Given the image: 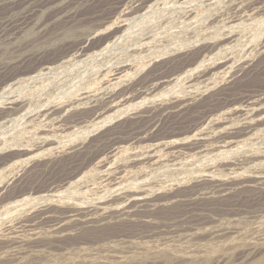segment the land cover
Masks as SVG:
<instances>
[{
  "label": "rangeland",
  "instance_id": "1",
  "mask_svg": "<svg viewBox=\"0 0 264 264\" xmlns=\"http://www.w3.org/2000/svg\"><path fill=\"white\" fill-rule=\"evenodd\" d=\"M30 1L0 0V27L28 12L35 21L50 20L36 31L27 27L15 44L0 42V87L24 68L19 62L27 56L24 66L31 68L71 55L79 44L88 49L103 43L107 34L87 38L104 17L122 9L121 0H97L79 8L76 26L66 27L65 22L56 23L47 0ZM247 4L249 13L255 11V21L246 22L249 27L243 25L233 41L214 36L186 47L183 34H176L182 26L178 15L165 11L173 19L162 25L158 15L152 18L142 33L156 37L159 44L153 43L145 63L135 60L133 70L137 69L125 83L97 92V70L132 59L129 56L99 61L71 74L70 94L67 85L60 93L63 101L77 98L83 89L91 94L74 110H58L61 129L12 124V117L7 123L0 120V264H264V1ZM166 37L169 42L160 41ZM174 46L178 50L173 51ZM211 46L212 51L205 52ZM205 53H211L210 61L201 65ZM131 104L137 111L92 131ZM50 146L58 147L29 159ZM24 194L33 199L16 203Z\"/></svg>",
  "mask_w": 264,
  "mask_h": 264
},
{
  "label": "bare ground",
  "instance_id": "2",
  "mask_svg": "<svg viewBox=\"0 0 264 264\" xmlns=\"http://www.w3.org/2000/svg\"><path fill=\"white\" fill-rule=\"evenodd\" d=\"M7 1V0H6ZM24 1V0H23ZM28 1V0H27ZM32 1V0H31ZM30 1V2H31ZM92 1V2H91ZM97 0H47V7L50 6V9H54L55 13H53L54 20L65 22L66 27H74L76 24L79 23L80 18L77 15L79 8L89 4L94 3ZM99 1V0H98ZM107 2V0H104V2ZM261 1V0H260ZM264 1V0H263ZM3 2V1H2ZM22 2V1H21ZM20 2V3H21ZM26 2V0H25ZM103 2V3H104ZM112 2V1H111ZM110 2V3H111ZM114 1L113 3H115ZM118 2V0H117ZM257 2V1H256ZM259 2V1H258ZM257 2V3H258ZM15 3V2H14ZM37 3V1H36ZM40 3H42L40 1ZM100 3V1L98 2ZM101 2V4H103ZM248 3V0H121L118 2L119 6L122 5V9H116L111 16L104 17L103 21L99 22L98 26L93 29V31L89 34V38H87L89 41L90 39L93 40L94 37H97L99 34H107L105 37V41L101 44L95 43L96 46H92L91 48L88 47V49H85V46H79L78 42V49L75 48V52H73L71 55L68 53L63 55L62 57L52 60L48 63H42L38 66L28 68L24 66L25 62L27 61V58H23L19 63L21 65L20 70L14 71L11 76H9L6 81L2 84L0 87V120L4 119L7 123L9 120L8 117H12L13 120L11 121L13 123H36L37 126L39 125L42 127H51V131L57 130L60 126L57 125L59 122H61V119L59 117H56L59 113L58 110L64 106H68V108H73L71 110H74V107L77 105H82L85 101V99H88L91 91L82 90L79 93V96L77 98H73L70 100L63 101L65 98L60 96V93L62 90H64L65 85H69L68 81L71 77V74L74 71H78L81 67H91L94 64H98L99 61L102 62H108L111 61L113 58H122L123 56H129L132 57V59L125 60L118 64L108 65L104 64L102 67L100 66L99 74L101 76V79L99 80L100 85L97 88V92H102L108 88H112L115 86H118L119 84L125 83V81L129 78V75L132 74L130 72L135 71L137 68L134 69L135 66V60L140 58L145 63V59L150 57L151 55V47L154 42L158 41L156 37H152L150 34L142 33V29H145L146 23H148L152 18H155L158 15V22L160 25H162L165 22H169V20H172V16L168 17L166 14H164L165 11H171L172 14H176L181 19V28L179 27L178 32H176L177 35L183 34L182 37H184V41L186 42L185 45H198L207 43L208 38L211 40L212 38H219V40H228L232 39L237 40L239 36L240 28L245 25L248 26L246 22H251L248 24H253L252 21L254 20L252 17V14L255 12L249 13V8H246V4ZM35 4V3H34ZM32 4V5H34ZM45 4V3H44ZM96 4V3H95ZM94 4V7H95ZM112 4V3H111ZM110 4V5H111ZM13 5V4H12ZM27 5V3H26ZM40 5V4H39ZM93 5V4H92ZM254 5V4H253ZM16 6V5H14ZM20 8V5H18ZM24 6V5H23ZM31 6V5H30ZM38 6V5H37ZM100 6V5H99ZM98 6V7H99ZM107 6V4H106ZM248 6V4H247ZM250 6V5H249ZM33 6H31L32 8ZM41 7V6H40ZM39 7V9H40ZM252 7V6H251ZM250 7V8H251ZM255 7V5H254ZM10 8V7H9ZM8 8V9H9ZM34 8V7H33ZM102 8V7H101ZM109 8V7H108ZM115 9V7H113ZM118 8V7H117ZM7 9V8H6ZM13 9V8H12ZM22 9V6H21ZM44 9V8H43ZM48 9V8H47ZM103 9V8H102ZM107 9V8H106ZM113 9V11H114ZM252 9V8H251ZM4 10V9H3ZM27 10V9H26ZM49 10V9H48ZM47 10V11H48ZM255 10V8H254ZM13 11V10H12ZM38 11V10H37ZM46 11V10H45ZM44 11V12H45ZM99 11V10H98ZM97 11V12H98ZM101 11V9H100ZM259 11V9H258ZM26 12V11H25ZM53 12V11H52ZM96 12V11H95ZM171 12H169L171 14ZM31 12H28V14L22 16L20 19L14 20L12 22H7L5 25L0 27V42L2 44H15L16 39L20 37V34L29 26L35 29H40L43 27H46L48 22H43L42 20L35 21L34 14H29ZM111 13V12H110ZM166 13V12H165ZM261 13V12H260ZM263 13V12H262ZM261 13V14H262ZM40 14V13H39ZM43 14V13H42ZM97 14V13H96ZM103 13H101L102 15ZM38 15V14H37ZM35 15V16H37ZM99 15V16H101ZM8 16V15H7ZM44 16V15H43ZM254 16V15H253ZM103 17V16H102ZM101 17V19H102ZM6 18V17H5ZM42 19V17H40ZM45 18V17H44ZM51 18V17H48ZM46 18V19H48ZM99 18V17H98ZM97 18V19H98ZM175 18V17H174ZM156 19V18H155ZM96 20V19H95ZM99 20V19H98ZM177 20V19H176ZM174 20V22L176 21ZM259 20V19H258ZM261 20V19H260ZM42 21V22H41ZM94 21V19H93ZM97 21V20H96ZM255 21V20H254ZM59 24H62V23ZM156 22V21H155ZM157 22V24H158ZM178 23V21H176ZM258 22V21H256ZM261 22V21H259ZM50 23V22H49ZM55 23V22H54ZM150 24V23H149ZM153 24V23H152ZM176 24V23H175ZM52 25V24H51ZM159 25V26H160ZM171 25V24H170ZM263 25V24H262ZM60 26V25H59ZM96 26V25H95ZM168 27V25H166ZM58 27V26H56ZM64 29H66L65 26H63ZM68 27V28H69ZM148 27V26H147ZM153 27V26H152ZM151 27V29H152ZM156 27V26H155ZM162 27V26H161ZM166 27V28H167ZM171 27V26H170ZM249 27V26H248ZM258 27V26H257ZM165 28V29H166ZM52 29V28H51ZM60 29V28H59ZM62 29V28H61ZM160 29V28H159ZM248 29V28H247ZM264 29V28H263ZM58 30V28H57ZM150 30V29H149ZM148 30V31H149ZM246 30V28H245ZM36 31V30H35ZM60 31V30H58ZM147 31V32H148ZM156 31V30H155ZM164 31V29H163ZM43 32V29L41 30ZM52 32V31H51ZM152 32V31H151ZM154 32V31H153ZM249 32V31H248ZM150 33V32H148ZM254 33V32H253ZM48 34H50L48 32ZM53 34V33H52ZM173 34V32H172ZM259 34V33H258ZM40 35V34H39ZM159 35V34H158ZM157 35V36H158ZM167 35V34H166ZM174 35V34H173ZM253 35V34H252ZM56 36V34H55ZM100 36V35H99ZM169 36V35H167ZM171 36V35H170ZM169 36V38H170ZM243 36V35H240ZM47 37V36H46ZM54 37V35H53ZM60 37V35H59ZM51 38V37H50ZM84 38V37H83ZM102 38V37H101ZM168 38V39H169ZM250 38V37H249ZM247 38V39H249ZM98 39V38H96ZM166 38L161 39V42H169V40ZM171 39V38H170ZM181 39V38H180ZM241 39V38H240ZM81 40V39H80ZM85 40V39H84ZM101 39H99L100 41ZM183 40V39H182ZM70 41V40H69ZM86 41V40H85ZM91 41V40H90ZM95 41V40H94ZM102 41V40H101ZM173 43L175 42L172 39ZM177 41V40H176ZM180 41V40H179ZM229 41V40H228ZM76 42V43H77ZM81 43L83 41H80ZM93 42V41H92ZM90 42V43H92ZM96 42V41H95ZM160 42V43H161ZM178 42V41H177ZM176 42V43H177ZM221 42V41H220ZM226 42V41H225ZM235 42V41H234ZM243 42V41H242ZM84 43V42H83ZM89 43V44H90ZM157 43V42H156ZM171 43V42H170ZM168 43V44H170ZM227 43V42H226ZM73 44V43H72ZM71 44V45H72ZM159 44V43H157ZM163 44V43H162ZM166 44V43H165ZM212 44V43H211ZM74 45V44H73ZM156 45V44H155ZM173 44H171L172 47ZM178 45V44H177ZM184 45V46H185ZM238 45V44H237ZM246 45V44H245ZM76 46V44L74 45ZM73 46V47H74ZM168 45H166L167 47ZM220 46V45H219ZM241 46V45H240ZM68 47V46H67ZM169 47V46H168ZM183 47V44H182ZM223 47V46H222ZM221 47V48H222ZM229 47V46H228ZM18 48V47H17ZM202 48V47H201ZM208 49H205V52L208 53V51H212L213 47H208ZM256 48V47H255ZM264 49V47H262ZM154 49V48H153ZM152 49V50H153ZM169 51L168 48L162 49ZM170 49V48H169ZM74 50V49H73ZM160 50V49H159ZM178 50L177 46H174L172 49ZM240 50V49H239ZM254 50V49H253ZM68 51V50H67ZM66 51V52H67ZM227 51V50H225ZM224 51V52H225ZM26 52V51H25ZM57 52V51H55ZM59 52V51H58ZM244 52V51H243ZM19 53V52H18ZM33 53V52H32ZM65 53V52H64ZM204 53V52H203ZM205 53L201 59V65L206 63L207 61H210L208 59L209 54ZM227 53V52H226ZM258 53V52H257ZM35 54V53H34ZM60 54V55H61ZM232 54V53H231ZM256 54V53H255ZM38 55H41L38 53ZM43 55V54H42ZM184 55V54H182ZM239 55V54H238ZM237 55V56H238ZM34 56V55H32ZM156 56V55H155ZM222 56V55H221ZM230 56V55H229ZM255 56V55H254ZM31 57V56H30ZM40 57V56H39ZM174 57V56H173ZM183 57V56H182ZM220 57V56H219ZM226 57V56H225ZM232 57V56H231ZM234 57V56H233ZM256 57V56H255ZM262 57V56H261ZM35 58V57H34ZM124 58V57H123ZM128 58V57H127ZM151 58H154L153 55ZM222 58V57H221ZM224 58V57H223ZM36 59V58H35ZM34 59V60H35ZM52 59V58H51ZM54 59V57H53ZM192 59V58H191ZM213 59V58H212ZM216 59V57H215ZM220 59V58H219ZM254 59V58H253ZM33 60V61H34ZM150 60V59H149ZM154 60V59H153ZM231 60V59H230ZM234 60V59H233ZM114 61V60H113ZM122 61V60H121ZM137 61V60H136ZM141 61V62H142ZM169 61V60H168ZM250 61V60H249ZM47 62V61H44ZM100 62V63H102ZM140 62V61H139ZM157 62V61H156ZM200 62V61H199ZM252 62V61H251ZM256 62V61H255ZM37 63V62H36ZM116 63V62H115ZM243 63V62H242ZM210 64V63H209ZM214 64V63H212ZM220 64V63H219ZM100 65V64H98ZM190 65V64H189ZM223 65V64H222ZM142 66V65H141ZM144 66V65H143ZM232 66V65H231ZM194 67V66H193ZM233 67V66H232ZM257 67V66H256ZM17 68V67H16ZM210 68V67H209ZM216 68V67H215ZM235 68V67H234ZM18 69V68H17ZM87 69V68H86ZM94 69V68H93ZM143 69V68H142ZM207 69V65H206ZM89 70V69H88ZM92 70V69H91ZM141 70V69H140ZM179 70V69H178ZM205 70V69H204ZM225 70V69H224ZM240 70V69H239ZM255 70V69H254ZM85 71V70H84ZM83 71V72H84ZM139 71V69H138ZM137 71V72H138ZM226 71V70H225ZM236 71V70H235ZM253 71V70H252ZM232 72V71H231ZM77 73V72H76ZM96 73V71H95ZM135 73V72H134ZM183 73V72H182ZM200 73V72H199ZM218 73V72H217ZM258 73V72H257ZM204 74V73H203ZM210 74V73H209ZM213 74V73H212ZM231 74V73H230ZM136 75V74H135ZM200 75V74H199ZM73 76V75H72ZM132 76V75H131ZM181 76V75H180ZM235 76V75H234ZM80 77V76H79ZM197 77V76H196ZM200 77V76H199ZM253 77V76H251ZM82 79V78H81ZM212 79V77H211ZM232 79V78H231ZM166 80V79H165ZM226 80V79H225ZM186 81V80H185ZM70 82V81H69ZM76 82V81H75ZM74 82V83H75ZM97 82V81H96ZM161 82V81H160ZM226 82V81H224ZM241 82V81H240ZM190 83V82H189ZM96 84V83H95ZM185 84V83H184ZM78 85V84H77ZM201 85V84H200ZM165 86V85H164ZM190 86V85H189ZM211 86V85H210ZM209 86V87H210ZM218 86V85H217ZM233 86V85H232ZM79 87V86H78ZM175 87V86H174ZM187 87V86H186ZM193 87V86H192ZM151 88V87H150ZM208 88V87H207ZM247 88V87H246ZM70 86L66 89L69 90ZM170 89V88H169ZM202 89V88H201ZM181 90V89H180ZM203 90V89H202ZM210 90V89H209ZM212 90V89H211ZM234 90V89H233ZM110 91V90H109ZM114 91V90H112ZM174 91V90H173ZM252 91V90H251ZM254 91V90H253ZM262 91V90H261ZM69 90V94H70ZM129 92V91H128ZM167 92V91H164ZM226 92V91H225ZM93 93V92H92ZM169 93V92H168ZM228 93V92H227ZM75 94V93H74ZM94 94V93H93ZM96 95V94H94ZM107 94V92H106ZM120 94V93H119ZM155 94V93H154ZM238 94V93H237ZM259 94V93H258ZM104 95V94H103ZM118 95V93L116 94ZM128 95V94H127ZM166 95V93H161V96ZM194 95V94H193ZM201 95V94H200ZM75 96V95H74ZM155 96V95H154ZM157 96V95H156ZM197 96V95H196ZM114 97V96H111ZM120 97V96H119ZM159 97V96H158ZM178 97V96H177ZM206 97V96H205ZM97 98V97H96ZM110 98V97H109ZM115 98V97H114ZM166 98V97H165ZM99 99V98H97ZM96 99V100H97ZM104 99V98H103ZM107 98H105L106 100ZM111 99V98H110ZM119 99V98H117ZM256 99V98H255ZM263 99V98H262ZM92 100V99H91ZM100 100V99H99ZM104 100V101H105ZM120 100V99H119ZM191 100V99H190ZM257 100H259L257 98ZM256 100V101H257ZM90 101V100H89ZM103 101V102H104ZM108 101V100H107ZM113 101V100H112ZM122 101V99L120 100ZM119 101V102H120ZM150 101V100H149ZM161 101V100H160ZM263 101V100H262ZM156 102V101H154ZM153 102V103H154ZM163 102V101H162ZM167 102V101H166ZM86 103V102H85ZM126 103V102H124ZM241 103V102H240ZM255 103V101H254ZM252 103V104H254ZM99 104V103H98ZM106 104V103H105ZM110 104V103H109ZM108 104V105H109ZM114 104H118L117 102ZM159 104V103H158ZM173 104V103H172ZM209 104V103H208ZM122 105V104H121ZM160 105V104H159ZM190 105V104H189ZM195 105V104H194ZM199 105V104H198ZM217 105V104H216ZM251 105V103H250ZM258 105V104H257ZM260 105V104H259ZM258 105V106H259ZM263 105V104H262ZM110 106V105H109ZM113 106V103L112 105ZM110 106V108H111ZM115 106V105H114ZM117 106V105H116ZM124 106V105H123ZM122 106V107H123ZM203 106V105H202ZM241 106V105H239ZM247 106V105H246ZM103 107V106H102ZM101 107V108H102ZM119 107V106H118ZM117 107V109H118ZM135 107V104H131L127 107H123L121 109H118L114 112V114H111L106 119H104L101 122H97L98 124H95L93 126L92 131H97L98 129L106 126L107 124H110L114 122L118 117L122 115H126V113L133 110ZM148 107V106H147ZM154 107V106H153ZM250 107V106H249ZM256 107V105H255ZM260 107V106H259ZM263 107V106H261ZM99 108V107H98ZM104 108V107H103ZM245 108V107H244ZM248 108V107H247ZM114 109V108H113ZM112 109V110H113ZM233 109V108H232ZM249 109V108H248ZM262 109V108H261ZM264 109V108H263ZM262 109V110H263ZM69 110V109H67ZM66 110V111H67ZM69 110V111H71ZM106 110V109H105ZM104 110V111H105ZM136 110V109H134ZM242 110V109H241ZM253 111L255 110L252 109ZM251 110V111H252ZM68 111V112H69ZM137 111V110H136ZM240 111V110H236ZM245 111V110H244ZM249 111V110H247ZM109 112V111H108ZM259 111L257 115L260 113ZM135 113V112H134ZM177 113V112H176ZM224 113V112H223ZM241 113V112H239ZM246 113V112H245ZM243 113V114H245ZM254 113V112H253ZM252 113V115H253ZM256 113V112H255ZM108 114V113H107ZM108 114V115H109ZM220 114V113H219ZM242 114V115H243ZM261 114V113H260ZM264 114V113H263ZM98 115V114H97ZM104 115V114H103ZM197 115V114H196ZM224 115V114H223ZM250 115V114H249ZM248 115V116H249ZM14 116H17L14 118ZM107 116V115H106ZM191 116V115H190ZM202 116V115H201ZM246 116V115H245ZM255 116V115H254ZM253 116V117H254ZM72 117V116H71ZM250 117V116H249ZM75 118V117H73ZM219 118V117H218ZM224 118V117H223ZM232 118V117H231ZM80 119V118H79ZM82 119V118H81ZM221 119V117H220ZM244 119V118H243ZM263 119V117H262ZM260 119V120H262ZM8 120V121H6ZM83 120V119H82ZM255 120V119H254ZM258 120V119H257ZM245 121V120H244ZM200 122V121H199ZM246 122V121H245ZM247 121L246 123H248ZM3 123V122H2ZM197 123V122H196ZM250 123V122H249ZM159 124V123H158ZM205 124V123H204ZM226 124V123H225ZM30 125V124H29ZM32 125V124H31ZM1 126V125H0ZM72 126V125H71ZM86 126V125H85ZM92 126V125H91ZM111 126V125H110ZM195 126V125H194ZM210 126V125H209ZM67 127V126H66ZM208 127V126H207ZM237 127V126H235ZM9 128V127H8ZM23 128H25L23 126ZM35 128V127H34ZM39 128V127H38ZM42 128V129H44ZM211 128V127H210ZM22 129V128H21ZM20 129V130H21ZM31 129V128H30ZM40 129V130H42ZM61 129V128H59ZM65 129V128H63ZM90 129V128H89ZM36 128L34 129V131ZM45 130V129H44ZM68 130V129H67ZM203 130V129H202ZM15 131V130H14ZM29 131V129H28ZM60 131V130H58ZM209 131V130H208ZM222 131V130H221ZM224 131V129H223ZM23 132V131H21ZM26 132V131H25ZM38 132V131H37ZM36 132V133H37ZM67 132V131H66ZM69 132V131H68ZM84 132V130H83ZM75 134L76 136L79 133ZM90 132V131H88ZM201 132V131H200ZM235 132V131H234ZM258 132V131H257ZM264 132V131H263ZM30 133V132H29ZM86 133V132H85ZM204 133V132H201ZM22 134V133H21ZM35 134V133H34ZM53 134V133H52ZM55 134V133H54ZM64 134V133H63ZM68 134V133H66ZM92 134V133H91ZM99 134V133H98ZM19 135V134H18ZM41 135V134H40ZM51 135V134H50ZM58 135V134H57ZM70 135V134H69ZM68 135V136H69ZM90 135V133H89ZM199 135V134H198ZM211 135V134H210ZM33 136V135H32ZM35 136V135H34ZM46 136V135H45ZM43 135V137H45ZM54 136V135H53ZM60 136V135H59ZM64 136H66L64 134ZM85 136V135H84ZM87 136V135H86ZM205 136V135H204ZM217 136V135H216ZM215 136V137H216ZM39 137V135H38ZM56 137V136H55ZM54 137V138H55ZM61 137V136H60ZM197 137V136H196ZM203 137V136H202ZM213 136V138H215ZM30 138V137H29ZM37 138V137H36ZM40 138V137H39ZM42 138V137H41ZM47 137H45L46 139ZM53 138V137H52ZM51 138V139H52ZM57 138V137H56ZM205 138V137H204ZM43 139V138H42ZM59 139V138H58ZM62 139V138H61ZM59 139L60 141H63ZM65 139V137L63 138ZM70 139V138H69ZM137 139V138H136ZM210 139V138H209ZM231 139V138H230ZM251 139V138H250ZM30 140V139H28ZM68 140V139H65ZM64 140V141H65ZM208 140V139H207ZM23 141V140H22ZM21 141V142H22ZM32 141V140H31ZM34 141V140H33ZM42 141V140H41ZM46 141H48L46 139ZM4 142V141H3ZM20 142V141H19ZM58 142V141H57ZM218 142V141H217ZM2 143V142H1ZM7 143V142H6ZM9 143V142H8ZM7 143V144H8ZM14 142H12L13 144ZM28 143V142H27ZM56 143V141H55ZM223 143V141H222ZM11 144V143H10ZM11 144V145H12ZM25 144V143H24ZM35 144V143H34ZM64 144V143H63ZM68 144V143H67ZM159 144V143H158ZM174 144V143H173ZM216 144V143H215ZM7 145V146H11ZM22 146H24L21 143ZM27 145V144H26ZM30 145V144H28ZM57 145V144H56ZM61 145V144H60ZM65 145V144H64ZM61 145V146H64ZM230 145V143L228 144ZM249 145V144H248ZM4 146V144H3ZM20 146V145H19ZM52 146V145H51ZM50 146V147H51ZM118 146V145H116ZM148 146V145H147ZM210 146V145H209ZM213 146V144H212ZM226 146V145H225ZM18 147V146H17ZM49 147V146H48ZM58 146L46 148L43 152L36 153L35 155L31 156L29 159H35L37 157H40L42 155H47V153L52 152L57 148ZM122 147V146H121ZM140 147V146H139ZM154 147V146H153ZM158 147V146H157ZM204 147V146H203ZM233 147V146H232ZM245 147V146H244ZM6 149V147H4ZM19 148V147H18ZM33 148V147H32ZM82 148V147H81ZM258 148V147H257ZM256 148V151H257ZM22 148H20L21 150ZM26 149V148H24ZM31 149V148H30ZM41 149V148H40ZM156 149V147L154 148ZM18 150V149H17ZM178 150V149H177ZM199 150V149H198ZM205 150V149H204ZM249 150V149H248ZM263 150V149H262ZM23 151V150H22ZM253 151V150H252ZM127 152V150H126ZM139 152V151H138ZM231 152V151H230ZM264 152V151H263ZM17 153V152H16ZM26 153V152H25ZM117 153V152H116ZM244 153V152H243ZM249 153V152H248ZM262 153V152H261ZM113 154V153H112ZM138 154V153H137ZM224 155V154H223ZM191 156V155H190ZM45 157V156H44ZM105 157V156H104ZM140 157V156H138ZM137 157V158H138ZM27 158V159H28ZM183 158V157H182ZM226 158V157H225ZM106 159V158H105ZM113 159V158H112ZM136 159V158H135ZM181 159V158H180ZM210 159V158H209ZM215 159V158H214ZM241 159V158H240ZM24 160V159H23ZM26 160V159H25ZM179 160V159H178ZM21 161V160H20ZM181 161V160H179ZM203 161V160H202ZM16 162V161H15ZM18 162V161H17ZM28 162V160H26ZM25 162V163H26ZM100 162V161H99ZM132 162V161H130ZM167 162V161H166ZM193 162V161H192ZM226 162V161H225ZM14 163V162H13ZM200 163V162H199ZM208 163V162H207ZM189 164V163H188ZM192 164V163H191ZM204 164V163H203ZM8 167L11 166V164H7ZM249 165V164H248ZM203 166V165H202ZM115 167V166H114ZM144 167V166H143ZM157 167V166H156ZM178 167V166H177ZM245 167V166H244ZM250 167V166H249ZM131 168V167H130ZM206 168V167H205ZM211 168V167H210ZM219 168V167H218ZM232 168V167H231ZM235 168V167H234ZM259 168V167H258ZM5 169V168H3ZM2 169V170H3ZM117 169V168H116ZM182 169V168H181ZM7 170V169H6ZM138 170V169H137ZM145 170V169H144ZM264 170V169H263ZM92 171V170H91ZM128 171V170H127ZM118 172V171H117ZM148 172V171H147ZM197 172V171H196ZM216 172V171H215ZM219 172V171H217ZM223 172V171H222ZM231 172V171H230ZM237 172V171H236ZM239 172V171H238ZM51 173V172H50ZM104 173V172H103ZM107 173V172H106ZM233 173V172H232ZM247 174V173H246ZM245 174V175H246ZM249 174V173H248ZM133 175V174H132ZM220 175V174H219ZM223 175V174H222ZM228 175V174H227ZM92 176V175H91ZM110 176V175H109ZM188 177V176H187ZM196 178V177H195ZM111 179V178H110ZM3 180V179H2ZM93 180V179H92ZM129 180V179H128ZM159 180V179H158ZM219 180V179H218ZM87 181V180H86ZM222 181V180H221ZM52 182V181H51ZM150 182V181H149ZM181 182V181H180ZM200 182V181H199ZM189 183V182H188ZM75 184V183H74ZM162 184V183H161ZM70 185V184H69ZM251 185V184H250ZM7 186V185H6ZM9 186V185H8ZM39 186V185H38ZM106 186V185H105ZM108 186V185H107ZM194 186V185H193ZM167 187V186H166ZM171 187V186H170ZM186 187V186H185ZM90 188V187H89ZM152 188V187H151ZM157 188V186L155 187ZM143 189V188H142ZM191 189V188H190ZM192 190V189H191ZM37 191V190H36ZM77 191V190H76ZM98 191V190H96ZM100 191V190H99ZM102 191V190H101ZM146 191V190H145ZM157 191V190H156ZM79 193V192H78ZM81 193V192H80ZM135 193V192H134ZM170 193V192H169ZM23 194V193H22ZM205 194V193H204ZM224 194V193H223ZM26 195V194H24ZM136 196V195H135ZM200 196V195H199ZM82 197V196H81ZM191 197V196H190ZM194 197V196H193ZM207 197V196H206ZM23 198V197H22ZM94 198V197H93ZM124 198V197H123ZM128 198V197H127ZM131 198V197H130ZM33 199L31 196L24 197L23 199H20L16 203H27ZM42 199V198H41ZM148 200V199H147ZM34 201V200H33ZM50 201V200H49ZM165 201V200H164ZM46 202V201H44ZM180 202V201H179ZM32 203V202H31ZM37 203V202H36ZM125 203V202H124ZM153 203V202H152ZM54 205V203H53ZM93 207V206H91ZM136 208V207H135ZM199 208V207H198ZM130 209V208H129ZM128 211V210H127ZM130 212V211H129ZM228 212V211H227ZM8 213V212H7ZM145 213V212H144ZM1 214V213H0ZM256 214V213H255ZM11 215V214H10ZM15 219V218H13ZM202 219V218H201ZM6 220V219H5ZM198 222V221H197ZM209 222V221H208ZM218 223V222H217ZM230 225V224H229ZM216 230V229H215ZM235 234V233H234ZM193 236V235H192ZM215 236V235H214ZM158 242V241H157ZM256 252V251H255ZM157 258V257H156ZM236 263V262H235Z\"/></svg>",
  "mask_w": 264,
  "mask_h": 264
}]
</instances>
